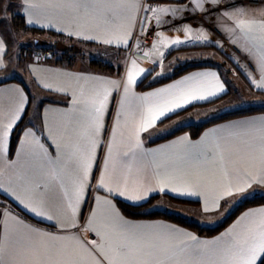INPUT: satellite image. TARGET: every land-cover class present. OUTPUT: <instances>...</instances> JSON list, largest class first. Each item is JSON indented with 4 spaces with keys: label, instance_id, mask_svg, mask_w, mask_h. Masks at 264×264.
Masks as SVG:
<instances>
[{
    "label": "snow or ice",
    "instance_id": "6c2138e0",
    "mask_svg": "<svg viewBox=\"0 0 264 264\" xmlns=\"http://www.w3.org/2000/svg\"><path fill=\"white\" fill-rule=\"evenodd\" d=\"M192 4L193 12L210 14L208 4L233 22L227 29L236 37L233 44L248 54L252 70L260 74V80L251 83L264 89V11L254 15L236 0L226 7L225 0ZM11 7L5 5L0 24L12 19ZM17 7L27 25L118 48L130 45L137 23L146 34L152 20L160 25L165 16L175 18L181 11L154 7L146 0H20ZM184 32V40L156 32L158 39L151 48L163 57L161 46L208 40L202 30L193 33L185 26ZM4 54L6 41L0 34V56ZM146 71L132 59L122 81L64 73L56 84L42 83L64 95L67 106L48 108L40 128L21 129L14 152L12 138L30 100L20 88L0 92V191L57 228L56 232L35 228L6 210L0 214V264H264V206L244 212L219 236L200 239L174 226L130 221L112 199L96 195L83 229L95 238L84 240L70 233L79 227L81 209L93 187L134 203L166 190L202 197L208 213L219 210L226 198L243 199L254 185L264 186V118L233 122L197 141L186 135L157 149L145 148L142 134L158 122L226 91L216 72L205 71L138 94L134 88ZM114 94L119 95L117 111L93 185Z\"/></svg>",
    "mask_w": 264,
    "mask_h": 264
},
{
    "label": "crops",
    "instance_id": "0c3cea01",
    "mask_svg": "<svg viewBox=\"0 0 264 264\" xmlns=\"http://www.w3.org/2000/svg\"><path fill=\"white\" fill-rule=\"evenodd\" d=\"M173 1L174 2L160 1V0H151V1L146 0V2H150L152 6L154 7L156 6L171 7V8L181 9V11L177 12L175 18H173L172 16H165L164 20L166 22L160 25H157L155 23V20H152L150 22L149 30L147 31L146 34L141 31V26L139 23H137L134 38L130 41V45L128 47L118 48L114 46L104 45L96 41H85L82 39H77L76 37H70L67 34H64L61 32H57L55 28L46 29V28H41L39 25H27L25 23L28 27H32V28L40 27L41 30H43L41 33L50 34L49 33L50 31L56 34H61L63 36L62 38L60 37V39H63L61 40V42L67 40L70 43L69 48H71L72 51L68 55V60H70L69 62L68 60H64L62 61V63L56 64L55 62L61 56L60 54L55 55L51 59H48L47 56H41V57L35 56L34 54L35 51L37 50L41 51V49H45V47H42L39 45L40 44L39 40H35V41H32L36 45V47L33 49L34 51L33 56L31 55V57H28L27 50L29 49H26V47L22 45L18 46L19 47L18 55L12 60L15 65L12 69L9 70L8 68L9 66L7 63L9 47L6 42V54H4L3 56H0V60H2L3 62V66H0V92H6L9 89L20 88L25 92V94L29 96V99H30V96H32V94L29 93V90L25 86V82H24L25 77H27V74H30L29 77L33 79V81L37 84V90H36L37 93H40V97L39 95L34 97L35 102L33 104L32 102L30 103V105L28 104L26 114L23 117V126L21 129H23L25 126L30 127L32 125H35L36 128H40L43 123V117H44L45 111L48 108L64 109L67 106V98L64 95L58 94V93H55V92H52V91H49L43 88L42 83L46 82V83L56 84L59 81L63 80L64 73H71V74L80 75V76H97V77L122 81L123 78L125 77L124 74H126L124 68L121 70H119L118 68H115V69H118L117 72H109L106 70H101V69L93 67L90 61L93 59H101L105 63L111 64L107 60V55L105 53L106 48H118V49L124 50L126 59H129L135 56V53L138 52L136 51L137 49L145 51V52H151L152 43H154L158 39L157 36L155 35L156 32H162L164 36H166L168 39H175L176 37H179L181 40H184L185 39V32H184L185 26L191 27V29L193 30V33H197L198 31H201V30L204 31L206 35L208 36V40L204 42L188 40L184 44L170 46L167 49L161 46L159 51L163 52L164 55L163 57L161 56L160 57L163 59L164 58L166 59L167 56L170 54V52L176 51L173 53L174 55L173 54L170 55L169 58H172L175 55H184L183 58H188L186 59L185 62L207 61L205 66L186 70L183 73L177 75L176 77L169 79L168 81L164 83H161L157 86H154L148 89L140 90V89H137V85H136L134 88V91L138 94L154 91L156 89L166 87L170 84H173L185 76H189L197 72H205V71L216 72L221 82L224 84L226 91L224 93H221L217 97L211 98L208 101L194 102L193 104H190L187 107L178 110L176 113L170 114L167 118L163 119L161 122H158V125L155 129L150 130L149 133L142 134V139L144 141L145 148L157 149L186 135L192 141H197L206 132H209L213 129L226 127L227 125L233 122L241 121L244 119H250V118H255V119L264 118V111L253 112L254 110L264 109V106H252L251 105L247 107L246 109V106L241 104V106H244L245 108L241 110H236L238 109L237 106L232 107L229 105L231 103H229L225 105L222 104V107L219 108L217 113L215 114L208 113L205 116H202L201 114H196V117L193 118L194 120H197L200 118H208L212 116L211 118L202 122L201 124H197L194 120H191L190 122L187 121L184 124L175 123L176 121L181 119L183 116L188 115L191 112L198 111V110L199 111L205 110L206 108L210 106L224 103L231 97L232 94H236L237 91H240L241 89L246 90L247 91L246 93L248 95L257 93L263 96H264V89L257 88L253 86V84L251 83L252 80H256L258 82L260 80V74L258 71L252 70V66L249 63L248 54L239 50L238 45L233 44V40H235L236 37L233 33H230L227 30L233 27L232 21L221 17L218 11L212 10L211 5H208V4L205 5V7L209 10V13H210L206 15L204 12H201V11L193 12L192 0H188L185 3H178L179 0H173ZM252 2H256V4ZM14 3L18 6L20 4V0H14ZM229 3H230V0H225V4L222 5V7H226ZM236 4L244 5L247 9L252 10V14L257 15V16L260 15L261 11H264V0H236ZM9 15L10 16L20 15L23 17L24 22H25L24 14L20 10L19 7H17L16 12L14 13L10 12ZM3 26L7 27V33L10 32V33H13L14 35H16V33H19L21 31V30H15L12 27L11 20L7 25H3ZM61 26L62 25H57V27H61ZM44 30H46V32H44ZM54 37H57V36H54ZM4 40H5V37H4ZM49 43L51 44L45 45L46 48L48 47L53 48L56 46L55 41H52ZM138 44H139V47H137ZM80 46L90 47V49L94 50L96 53L95 58L93 57L89 59H83L80 56H76V54L78 53L77 51L80 49L79 48ZM98 48H103V51L101 49L99 50ZM25 51H27L26 55H24ZM49 55L50 54H48V56ZM98 55L99 57L97 58L96 56ZM158 55H159V52H158ZM225 63L227 65H225ZM174 69L172 70L171 73L170 72L167 73L168 75H163L159 77L158 79L156 78L154 82L150 81L147 84H154L161 79L170 77L173 74ZM5 71L6 72L10 71V74H5L6 73ZM44 93H46L49 96L48 97L45 96ZM118 99H119V95L114 94L113 102L110 105L109 113L105 119V125H106L105 134H104L105 144L98 151V154H97V162L93 169V176H94V179L92 181L93 185H95V182H96L95 178H98L100 175V169L103 163V157H104V151H105L106 144H107V138H108L109 133L111 132L113 118L117 111L116 100ZM237 113H246V114L229 117L222 121H217L203 128L202 131L199 133V135L195 138L191 137L187 132L176 133L179 129L186 127L188 125L199 126L208 121L217 119L219 117L234 115ZM48 118L53 119L54 116L52 114H49ZM173 122H174V125L172 127L171 123ZM170 125H171V128L169 127ZM164 127H167V128L164 129ZM19 134H20V131H19ZM16 148H17V143L15 146V149ZM10 158H14V156ZM249 193L250 194L246 195L243 199H240L239 197L226 198L225 200L221 201V205L230 203L232 200H236L237 202L235 203V205L234 203L232 204L233 206H237L244 199L251 198L257 195L264 196V186L254 185L253 188L249 190ZM96 195H100V196H104L109 199H112V202L113 204H115L116 207H117L116 200H121L131 205H140V204L146 203L150 198H153V199L151 203L148 205V207H152L153 204L159 200H168L169 202H172V203H193V204L203 203L202 197L181 196V195H177L171 192L170 190H166L163 193H160L159 191L154 192L146 200H142V201L134 203L132 201L127 200L126 198L108 197L107 193H105L102 190H97L95 187H93L89 192L87 204L83 206L81 209V215L78 220L79 227L76 229L70 230L71 234L78 235L81 239H84V240H91L95 238L92 233L85 232L83 229H84L85 221L88 217V214L90 210L92 209V207L94 206L93 198ZM262 206H264V204L248 208L239 214L241 215L250 209H256ZM149 209L151 208H148V210ZM6 210L9 211L13 216L18 217L20 220L24 221L25 223L31 226H34L35 228L43 229L48 232L57 231V228L53 226L51 222H48L46 220L41 221L39 218L34 217L32 214L27 212L22 206H20L15 200H13L9 196L5 195L2 191H0V214L5 212ZM53 211H57V209L54 208ZM154 211H159V210L155 209V210H151L148 212H154ZM124 217L130 221L138 222V223L162 224V225L174 226L185 232H189L195 235V232H193L192 230L182 225H179L177 223L165 220V219H159V218H140V219L135 218L134 219V218H128L126 216ZM62 218L67 221L70 219V216H63ZM0 223H2V217H0ZM219 233L213 236L207 237V238H202V237H199V238L200 239H213L216 236H218Z\"/></svg>",
    "mask_w": 264,
    "mask_h": 264
},
{
    "label": "rangeland",
    "instance_id": "374dc122",
    "mask_svg": "<svg viewBox=\"0 0 264 264\" xmlns=\"http://www.w3.org/2000/svg\"><path fill=\"white\" fill-rule=\"evenodd\" d=\"M7 4H11L13 5V7H11L9 9V13L10 12H16L17 10V5L14 3V0H0V15H3V9L5 7V5ZM8 13V14H9ZM6 24H0V33L3 35V37H5V41L7 42V45L9 47L8 51V57H7V63H8V68L9 70L12 69L14 67V62L12 61L13 58H15L18 55V46L22 45L24 47H26V49L28 51V57H31V55L33 56V49L36 47V45L32 42L35 40H39L40 41V46L45 47V45H50L52 41H55V47H48L49 49H53V54L55 55H62L63 53H65V57L68 56L69 52H67V49L70 46V43L66 40V41H62L63 39H60L58 37H54L48 33H41V32H35V31H20L19 33H16V35H14L13 33L10 34L7 33V27L3 26V25H7ZM34 29H37L39 31H43L41 30L40 27H35ZM47 29V28H46ZM44 32H46V30H44ZM38 46V44H37ZM58 46V48H57ZM80 49L77 51L78 53L76 54V56H80L83 59H89V58H95V51L90 49V47H85V46H80ZM99 50L101 49L103 51V48H98ZM97 49V50H98ZM27 51L24 52V55H26ZM135 53V56L126 59V55H125V51L122 49H118V48H106L105 53L107 55V60L111 63V65L114 68H118L119 70L121 69H125V72L127 71L128 67L130 66V62L132 59H136L137 63L140 67L145 68L147 71L145 72V74L138 80L137 83L141 82L145 77H147L145 84H147L148 82L152 81L154 82L155 79L163 76V75H168L167 73H171L172 70L177 67L180 66L181 64H183L186 59L188 58H183L184 55H175L172 58L167 57L166 59L161 58L158 55V52L154 51L153 49L151 50V52H148L149 55L145 56L144 53L145 51L139 50L137 49ZM43 52V51H42ZM16 54V55H15ZM50 54V53H48ZM174 55V54H173ZM97 58L99 57L96 56ZM205 57V56H204ZM193 59V58H191ZM206 59V58H205ZM225 65H227L225 63ZM6 72V71H5ZM163 73L161 75H157V73ZM5 74H10V71H7ZM4 74V75H5ZM170 75V74H169ZM30 74H27V77H25V86L27 87V89L29 90V93L32 94V96H30V103L32 102V104L35 102V96L39 95L40 97V93H37V84L33 81V79H31ZM125 76V74H124ZM247 91L244 89H241L240 91H237L236 94H232L231 97L225 101L224 103L221 104H216L213 106H210L208 108H206L205 110H201V111H194L189 113L188 115L183 116L181 119H179L178 121H176V124H184L185 122H190L191 120H194L193 118L196 117V114H201L202 116H205L208 113L211 114H215L217 113L218 109L222 107V104H229L230 106H237L238 109L236 110H241L244 109L246 106H264V96L257 94V93H253L252 95H248L246 93ZM249 92V91H248ZM246 93V94H245ZM45 96H49L46 93H44ZM44 96V95H43ZM29 103V105H30ZM244 105V106H241ZM212 116L208 117V118H200L197 120H194L197 124H201L202 122L208 120L209 118H211ZM172 127L174 125V122L171 123ZM171 128V125L169 126ZM167 127H164V129ZM236 200H232L230 203L227 204H223L221 205L220 209L217 211H212V212H208L205 213L203 211V203L199 204V203H172L169 202L168 200H159L156 201V203L153 204L152 207H148L151 208L148 211L151 210H159V211H164L167 213H172L175 215H178L184 219H186L189 222L195 223L200 227H206V228H213L215 226L220 225L226 218L227 216L234 210V208L236 206H233L232 203H236ZM240 216L237 215L236 218H234L232 221H230V223L228 225L225 226L224 229L221 230V232L218 234V236L223 233L227 228H229L234 222L235 220ZM194 232V231H193ZM195 235L198 237H202V238H207L210 236H204V235H198L195 232Z\"/></svg>",
    "mask_w": 264,
    "mask_h": 264
},
{
    "label": "trees",
    "instance_id": "16d2710c",
    "mask_svg": "<svg viewBox=\"0 0 264 264\" xmlns=\"http://www.w3.org/2000/svg\"><path fill=\"white\" fill-rule=\"evenodd\" d=\"M148 1H151V0H148ZM160 1L174 2L173 0H160ZM186 1H188V0H179L178 3H185ZM11 17H12L11 24H12V27L15 30H21V31H25V32L26 31L42 32V31H39V30L34 29L32 27H28L25 24L23 17L20 16V15H12ZM49 33L54 35V36H57L59 38L63 37L61 34H56L54 32H50V31H49ZM52 50L53 49H49V48L41 49V51H43V53H50V55L47 56L48 59H51V58L54 57V54L52 53L53 52ZM71 51H72L71 48L67 49V52L70 53ZM174 52H176V51L170 52V54L167 57L172 55ZM65 54H66V51H65V53H63L56 60L55 63L59 64V63H62V61H64V60H68V56L65 57ZM69 61L70 60H68V62ZM90 62H91V65L93 67L101 69V70H106V71H109V72H117L118 71V69H115L111 64L105 63L101 59H93ZM206 62L207 61L185 62V63L181 64L180 66H177L174 69V72H173V74L170 77L161 79V80H159L158 82H156L154 84H145V81H146V79L148 77L147 76L141 82H139L137 84V89L144 90V89H148V88L157 86V85H159L161 83H164V82L168 81L169 79H172V78L176 77L177 75L183 73L186 70L197 68V67H203V66H205ZM256 111H264V109L254 110L253 112H256ZM243 114H246V113H237V114H234V115H228V116L219 117L217 119L208 121V122H206V123H204L202 125H199V126L188 125L186 127H183L181 129H179L176 133L187 132L191 137L195 138V137H197L199 135V133L202 131L203 128H205V127H207V126H209V125H211V124H213V123H215L217 121H222V120L227 119L229 117L239 116V115H243ZM22 126H23V121L20 123L19 127L15 130V133L13 135L12 145H11V147L13 149V152H14V149H15V146H16V143H17V137L19 135V131L21 130ZM152 199L153 198H150L146 203H143V204H140V205H131V204L125 203V202H123L121 200H116V205H117V208L120 210V212L124 216H126L128 218H134V219L135 218H137V219H140V218L165 219V220L177 223L179 225H182V226H184V227L196 232L198 235L213 236V235L217 234L219 231H221L222 229H224L225 226L228 225L230 223V221H232L242 211H244V210H246L248 208H251V207H255V206H259V205H263L264 204V196H261V195L260 196L257 195V196L251 197V198L244 199L242 202H240L235 207V209L227 216V218L220 225L215 226L213 228H206V227H200L197 224L189 222L186 219H184V218H182V217H180L178 215L172 214V213L170 214V213H167V212H164V211L148 212L147 211L148 210V205L151 203Z\"/></svg>",
    "mask_w": 264,
    "mask_h": 264
},
{
    "label": "built area",
    "instance_id": "2783aa9c",
    "mask_svg": "<svg viewBox=\"0 0 264 264\" xmlns=\"http://www.w3.org/2000/svg\"><path fill=\"white\" fill-rule=\"evenodd\" d=\"M252 3L256 4V2H252ZM35 56H37V57L48 56V53H43L42 51H36Z\"/></svg>",
    "mask_w": 264,
    "mask_h": 264
}]
</instances>
